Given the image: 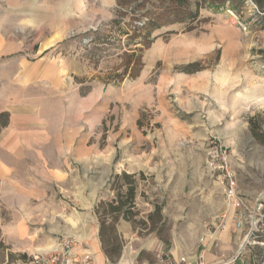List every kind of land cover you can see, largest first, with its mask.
<instances>
[{
	"label": "rangeland",
	"instance_id": "374dc122",
	"mask_svg": "<svg viewBox=\"0 0 264 264\" xmlns=\"http://www.w3.org/2000/svg\"><path fill=\"white\" fill-rule=\"evenodd\" d=\"M201 3L192 29L160 28L140 75L117 84L104 81L125 39L110 25L116 5L0 58V104L22 110L19 135L0 138V264H26L63 236L102 250L101 217L106 246L120 247L108 264L194 255L231 206L207 167L213 150H227L245 204L264 188V143L249 130L252 117L264 133V18L251 0ZM122 171L137 186L118 213Z\"/></svg>",
	"mask_w": 264,
	"mask_h": 264
},
{
	"label": "crops",
	"instance_id": "0c3cea01",
	"mask_svg": "<svg viewBox=\"0 0 264 264\" xmlns=\"http://www.w3.org/2000/svg\"><path fill=\"white\" fill-rule=\"evenodd\" d=\"M116 0H0V58L21 57L26 38L32 39L30 52L36 42L37 34L40 43L50 40L53 35L66 37L68 30L80 27L85 22L83 14L107 11L115 7ZM98 5L96 6V3ZM97 7V8H96ZM101 9V10H100ZM30 33L33 35L30 37ZM30 35V36H29ZM48 44L51 41L47 42ZM22 50V51H21ZM24 52V51H23ZM9 111V122L0 131V138L15 139L20 133L17 119L22 113L17 104L9 106L7 102L0 104V111ZM23 131L24 128H21ZM246 198L250 191L243 190ZM250 198V197H249ZM254 196L250 199L252 206ZM249 200V199H248ZM241 211L242 209H239ZM237 209L225 205L220 224L215 233L207 236L204 247L199 250L205 264H260L264 256V248L257 240L252 245L241 246L246 224H238L234 219ZM264 236V235H263ZM262 236V237H263ZM261 241V240H259ZM255 246H259L257 251ZM92 254L100 264L110 263L101 250L94 247ZM128 262L127 264H130Z\"/></svg>",
	"mask_w": 264,
	"mask_h": 264
},
{
	"label": "trees",
	"instance_id": "16d2710c",
	"mask_svg": "<svg viewBox=\"0 0 264 264\" xmlns=\"http://www.w3.org/2000/svg\"><path fill=\"white\" fill-rule=\"evenodd\" d=\"M202 1L196 0L193 4L190 0H116L115 14L110 25L117 28L118 33L125 36V39L120 46L119 62L116 67L105 73L104 81L117 84L125 79L137 78L144 67L142 58L145 49L149 48L158 37L156 31L174 23L185 25L186 30L192 29L194 27L192 24L199 20V10L203 6ZM251 1L256 6L258 13L261 14L260 16L264 18V0ZM237 2L245 3L246 0H237ZM167 32L172 33V31ZM197 65L196 62H192L184 70L188 73L198 70ZM9 116L8 111H0V131L7 126ZM249 130L257 141L264 143V133L257 129L252 117L249 120ZM120 177L127 180L125 191L121 194V185L117 186L115 204H109L118 213L131 209L137 186L135 180L132 179L134 174L122 171L120 174H115L113 179L116 182ZM155 208L154 213H160L161 209L157 206ZM105 222L106 220L101 217L99 235L102 241V251L108 259L113 261L118 257L120 247L115 246L110 249L106 246V240L103 238ZM112 239L116 241V235H113Z\"/></svg>",
	"mask_w": 264,
	"mask_h": 264
},
{
	"label": "built area",
	"instance_id": "2783aa9c",
	"mask_svg": "<svg viewBox=\"0 0 264 264\" xmlns=\"http://www.w3.org/2000/svg\"><path fill=\"white\" fill-rule=\"evenodd\" d=\"M207 167L218 177L226 201L233 208L242 209L235 212V221L245 225L241 246L252 245L256 238L264 235V188L253 198L252 206L245 204V199L238 187L237 177L225 148L209 153ZM264 248V241H258ZM26 264H100L90 250L80 247V241L71 236H63L56 247L48 252L32 255ZM130 264H146L131 262ZM156 264H205L199 252L194 255L181 254L174 257L170 253L160 256ZM260 264H264V256Z\"/></svg>",
	"mask_w": 264,
	"mask_h": 264
}]
</instances>
